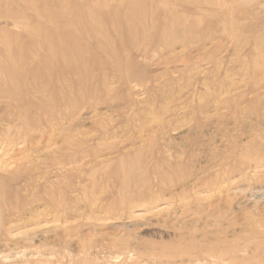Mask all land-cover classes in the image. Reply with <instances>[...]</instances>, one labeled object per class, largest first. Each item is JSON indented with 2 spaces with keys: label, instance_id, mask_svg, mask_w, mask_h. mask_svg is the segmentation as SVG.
<instances>
[{
  "label": "rangeland",
  "instance_id": "obj_1",
  "mask_svg": "<svg viewBox=\"0 0 264 264\" xmlns=\"http://www.w3.org/2000/svg\"><path fill=\"white\" fill-rule=\"evenodd\" d=\"M43 29L80 60L0 87V264H264V0H0V62Z\"/></svg>",
  "mask_w": 264,
  "mask_h": 264
},
{
  "label": "bare ground",
  "instance_id": "obj_2",
  "mask_svg": "<svg viewBox=\"0 0 264 264\" xmlns=\"http://www.w3.org/2000/svg\"><path fill=\"white\" fill-rule=\"evenodd\" d=\"M93 20V19H91ZM88 27H94L95 24L91 22V24L87 25ZM72 27L77 30L79 39L77 37H71L70 35V43L71 44H78L80 43V46H82V40L81 39V33L80 30L83 28H78L77 24L72 23ZM33 31V30H32ZM31 31V32H32ZM40 30H37V32ZM36 32V33H37ZM56 31H46L43 29V32L40 33V39L34 41L31 45L29 44V50H24L22 47H16L7 46L5 50V58L0 62V87L5 92H10L12 94H15L17 92L16 88L18 84L20 83V80L24 79V76L27 74L26 69V58L31 55H35V52L32 51L33 48L37 47L40 49H44L45 46L42 44L43 42L50 44V49L47 51L48 58L46 59L45 64H47L49 61L59 59L58 61L63 62V64L68 65V63L74 65V63H78L80 60V57L78 56L77 60H71L69 57L71 56V52L63 51V55H59L54 52L53 45L60 40V35L54 36ZM73 34V33H72ZM71 61H69V60ZM39 71L42 73H48L46 67H42L39 69ZM46 105L50 108L55 105V99L53 98H46ZM48 110V109H47ZM126 184V183H125ZM127 185V184H126ZM3 196L2 191H0V197Z\"/></svg>",
  "mask_w": 264,
  "mask_h": 264
}]
</instances>
